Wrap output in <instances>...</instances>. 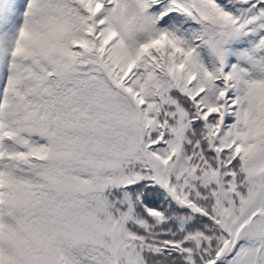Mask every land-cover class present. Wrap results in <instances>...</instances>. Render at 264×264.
Masks as SVG:
<instances>
[{"label": "snow or ice", "instance_id": "snow-or-ice-1", "mask_svg": "<svg viewBox=\"0 0 264 264\" xmlns=\"http://www.w3.org/2000/svg\"><path fill=\"white\" fill-rule=\"evenodd\" d=\"M0 264H264V0H0Z\"/></svg>", "mask_w": 264, "mask_h": 264}]
</instances>
